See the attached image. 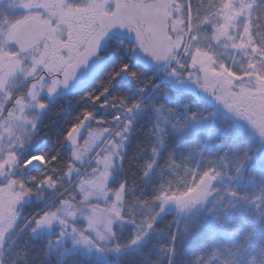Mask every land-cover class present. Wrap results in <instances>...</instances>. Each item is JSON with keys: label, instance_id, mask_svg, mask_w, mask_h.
<instances>
[{"label": "trees", "instance_id": "16d2710c", "mask_svg": "<svg viewBox=\"0 0 264 264\" xmlns=\"http://www.w3.org/2000/svg\"><path fill=\"white\" fill-rule=\"evenodd\" d=\"M178 1L184 5L186 31L188 7L186 0ZM205 1H189L192 23L197 27L201 14L197 4H203L201 8L205 11ZM214 2L216 4L217 0ZM250 28L257 45L264 50V0L255 2ZM132 60L128 55L127 63L136 72L137 64L132 66ZM156 69L148 72L152 74ZM120 70H114L112 75L120 73V79ZM153 77L144 85L145 94L150 92L145 100L144 96L131 97L133 109L140 105L133 112L122 164L114 170L109 183L113 188L123 185L122 219H131L134 223L152 221L153 228L140 246L122 250L112 256L111 263L264 264V150L261 143L252 131L244 129L211 100L180 89L170 81L155 87L158 78ZM132 80L125 83L124 90L115 92V79L110 82L108 78L106 85L111 90V99L120 102L127 94L131 96ZM27 89L23 84L16 93L20 95ZM93 89L96 87L90 86L55 101L45 99L46 108L31 138L34 147L20 152L18 161L21 166L30 156L43 154L46 164L32 173L35 183H27L17 175L31 191L24 195L28 199L11 239L3 249L0 247V264H110L80 249L70 252L72 244L60 241L59 226H54L50 232L44 229L33 233L34 221L54 205L55 202H51L54 198L58 203L71 196L77 206L82 204L77 190L79 175L68 182L64 180L71 160L66 136L72 128L82 126L85 114L92 112L85 96L96 101L101 93ZM191 113L197 116L193 118ZM110 126L114 130L115 125ZM205 171L215 176L214 192L195 215L179 219L173 211L160 213L161 202L155 199L160 193L179 196ZM59 176L63 179L57 182ZM48 177L54 181V188L42 185ZM117 223L113 226L115 243L125 247L133 233Z\"/></svg>", "mask_w": 264, "mask_h": 264}, {"label": "rangeland", "instance_id": "374dc122", "mask_svg": "<svg viewBox=\"0 0 264 264\" xmlns=\"http://www.w3.org/2000/svg\"><path fill=\"white\" fill-rule=\"evenodd\" d=\"M189 1L186 0L188 21L185 31L183 3L169 0L170 26L175 39L176 52L167 64L160 66L152 74L148 72L149 69L144 70L146 68L141 66L132 80V95L127 94L120 102L113 101L109 94L103 97V93L106 92L105 87L102 88L100 97L96 101L85 96L88 98L87 103L92 107V116L86 118L85 123L80 126L78 140L69 144V160H71L64 176V180L68 182L73 176L79 175L77 190L83 206L82 204L77 206L74 197L71 196L58 203L54 198L51 201L55 202L54 205L46 210V213L49 216L55 213L57 219H54L50 226L45 224L36 228L33 233H39L44 229L50 232L54 226H59L60 235L61 232L64 233L60 241L63 243L69 241L72 244L70 252L80 249L85 253L95 254L98 260L108 261L110 264H112V256H117L122 250L134 249L148 238L153 226L135 245L129 243L121 247L115 243L113 226L118 224L117 222L123 227L130 228L133 233L132 239L144 232L147 224L134 223L131 219L123 220L122 215L117 217L116 209L122 211L123 188L110 187L109 183L114 170L122 164L123 153L130 138L133 112L140 105L138 103L133 109L134 103L131 97L144 96L145 100L150 92L145 94L144 85L153 76L158 78L155 87L164 81H170L180 89L189 90L200 98L211 100L244 129L252 131L264 150V137L260 136L258 130L244 115H238L235 108L230 110L226 106L241 98L244 101L239 105L241 113L246 109L264 112V55H262L264 50L257 45L250 28L256 0H217L216 4L214 0H207L204 2L205 11L201 8L203 4H197V9L199 13L201 12L199 27L192 23ZM69 2L75 5H88L90 0H69ZM99 2L104 3L105 9L110 11L109 0H99ZM52 3L53 0H0V25H3L0 27V119H2L0 156L14 150L17 159V163L8 169H0V188L3 189L0 191L1 249L11 239L19 223L24 202L28 199L24 195L18 199L15 197V193L21 191L17 175L27 183H35L34 177L27 176L24 163L19 166L18 154L34 147L31 138L46 108L45 99L47 102L55 101L62 96L59 75L73 59L69 49H62L50 38L59 36L62 40H66L67 29L64 25H60V30L55 33L49 31L47 40L41 47H34L24 55L12 49V39H9V36H12L16 26L29 15L50 19V27L56 25L58 17L52 18V9L49 7ZM206 25L210 30H207ZM87 29L93 32L95 27ZM75 49L77 51V47ZM51 60L54 63L52 69L49 72H41L43 65H47ZM187 63L188 67L185 68ZM31 79L27 93L20 94L14 103L7 102L9 91H3L4 82L8 80L10 85L17 86ZM54 81L56 82L54 90L50 91ZM121 88L122 86L119 85L114 91H120ZM109 91L111 93V90ZM218 96L223 99H217ZM93 123L97 125H92ZM110 124L115 125L114 130L111 129ZM89 165L91 167L85 171ZM62 179V176H59L56 180L58 182ZM8 180H15L17 183L9 188L6 184ZM204 182L208 184L207 177ZM42 183L43 186L54 188L53 181L48 178H44ZM213 184L214 180L209 187L211 194L206 201L197 202L194 206L181 211L178 201L170 200L163 208L160 207V213L173 211L179 219L192 217L211 198L214 192ZM118 196L120 199H117ZM61 220L65 223H60ZM109 220H112L111 231L108 227ZM74 228L75 232H73ZM81 233L88 238L89 244L73 246V237L79 238Z\"/></svg>", "mask_w": 264, "mask_h": 264}, {"label": "snow or ice", "instance_id": "6c2138e0", "mask_svg": "<svg viewBox=\"0 0 264 264\" xmlns=\"http://www.w3.org/2000/svg\"><path fill=\"white\" fill-rule=\"evenodd\" d=\"M139 6V0H116V3L114 5L115 10L114 11H108L105 9V5L102 2H99V0H90V3L88 5H75L69 2V0H53L52 5L49 7L52 9V18L58 17V23L56 25H51L50 31L55 33L60 30V25H64L67 29V39L62 40L59 36H53L50 37L53 39L56 43L60 45L62 49H72L75 51V48L78 46V41H82L81 33H84L87 28L92 27L96 24L99 25V30L95 32L93 39L99 40L101 36H103L106 33V30L108 28L113 27L114 25H119L121 28L129 27L133 28L135 26H138V21L134 16L130 14V9L137 8ZM25 7H28V5H25ZM30 20L34 21L38 26H43L45 28H48L50 25V19L42 18L41 16H35L31 17ZM87 22V23H85ZM7 22H5L6 24ZM0 27H3V25H0ZM9 39H16L17 43L23 47V41L19 39L18 37L9 36ZM97 51V46L93 45L91 47L90 52L86 49L82 53H78L77 55L79 57H82V59H77L74 63L69 64V68L75 69L79 64H83L87 61L88 56L92 53H95ZM5 55H11L10 53H5ZM262 55H264V52H262ZM70 59V57H69ZM40 61H37L39 63ZM18 63V62H17ZM130 66L125 64L122 66L121 71H127ZM175 71V70H174ZM120 73H114L113 79H115L117 76H119ZM131 76L135 77L136 73H130ZM66 80L65 83H67V76L68 73H65ZM55 81L53 82V88L50 89V91L54 90ZM107 91V89H105ZM35 99V97H33ZM99 99V97H97ZM217 99H223V97L218 96ZM244 101L241 98H237L236 101H234L231 104H227L226 106L231 110L235 108L237 110L238 115H244L249 123L258 130L261 137H264V112H258V111H250L245 110L243 113L240 112L239 105L243 104ZM43 107V105H41ZM92 116V113H86L85 118H89ZM191 116L195 118L197 116L196 113H191ZM119 117H117L118 119ZM71 135V134H70ZM73 143L75 141L73 140ZM37 160H43L46 159V157L39 156L36 158ZM32 159H28L24 162V166H30L32 163ZM17 163L16 155L14 150L11 153H8L6 155L0 156V169H8L11 165ZM7 175V173H5ZM101 175H104V173H101ZM218 175V173H217ZM208 178V184H205V178ZM49 180H51V177H48ZM215 179V176H210L208 171H205L198 180L194 178V183L192 186L188 187L187 190L178 197L175 194L168 195L167 193H160L155 199L160 200L162 202L161 207L163 208L164 205H166L170 200L178 201V206L181 211L194 206L197 202H203L206 201L207 197L211 194L209 192V187L211 185V182ZM54 182V181H53ZM17 181L15 180H8L6 182L7 186L11 188L12 185H15ZM19 188L21 189L20 192L15 193V197L18 199L20 196L27 195L31 189L28 188L25 184V182L20 181L19 182ZM121 188H123V185H121ZM3 189L0 188V191ZM85 199H87V196H85ZM117 199H120L118 196ZM116 215L117 217L121 216L120 209H116ZM54 219H57L56 214L53 213L51 216L48 215V213H44L43 216L36 219L34 221L35 228H33V231L36 230V228H39L43 225L50 226L52 224V221ZM155 217H153L154 221ZM60 223L64 224L65 221L61 220ZM147 224V228L144 232H141L140 234L136 235L131 241L130 245H135L140 242L141 239L147 234V231L150 230L153 226L152 221H145ZM111 224L112 220L108 221V227L109 231H111ZM75 228L73 229V232H75ZM64 233L61 232V236H63ZM103 238V237H102ZM173 240H175V236H173ZM77 244H84L88 245L89 240L87 237L84 236L83 233L80 234L79 238L73 237V246ZM118 250V249H117ZM174 251V250H173Z\"/></svg>", "mask_w": 264, "mask_h": 264}, {"label": "water", "instance_id": "95a60500", "mask_svg": "<svg viewBox=\"0 0 264 264\" xmlns=\"http://www.w3.org/2000/svg\"><path fill=\"white\" fill-rule=\"evenodd\" d=\"M113 4L112 11L115 10L116 0H110ZM130 14L138 21V26L133 28L114 25L106 30V33L99 38L93 39L95 32L99 30L97 25L96 31L87 40L83 50L90 52L93 45L97 46V51L88 56L85 63L79 64L75 69L69 68V64L74 63L77 59H82L78 55L69 63L62 73L60 80L62 82V94L69 95L78 90L88 87L102 72L107 65L109 58L102 57L100 51L106 45L108 37L114 35L124 38L135 44L132 52L133 59L136 63L144 68H154L169 62L175 53V39L170 35V13L168 0H139V6L130 9ZM48 34V28L38 26L30 19L24 20L15 30L13 36L23 41V47L12 39L13 45L22 54L27 53L31 48L40 45ZM68 73L67 83H65ZM123 76L130 81L132 76L127 71H122ZM71 134V135H70ZM80 134V128L74 127L66 137L67 143L77 141Z\"/></svg>", "mask_w": 264, "mask_h": 264}, {"label": "flooded vegetation", "instance_id": "af4514ba", "mask_svg": "<svg viewBox=\"0 0 264 264\" xmlns=\"http://www.w3.org/2000/svg\"><path fill=\"white\" fill-rule=\"evenodd\" d=\"M112 9H113V6H112V4H110V11ZM31 17H35V16L34 15H29L24 20L30 19ZM17 26H16V28H17ZM94 27L96 29L97 26L94 25ZM16 28H15V30H16ZM49 29H50V26H49ZM14 31L12 33V36L14 34ZM91 31L92 30L86 29V31L84 33H81V36L82 37L84 36V38H82L83 40L81 42H79V41L77 42L78 43L77 51H76V49H75V51L69 49L70 53H72L71 55L70 54L69 55L72 56L73 59L76 57V55L79 53V51L84 47L87 39L93 33ZM48 35H49V32H48ZM46 40H47V38L44 40V42H42L37 47H41L45 43ZM12 45H13V43H12ZM133 48L134 47L131 48L129 46V42H127L123 38H120V37H117V36H113V35H111L109 37V39H108V41L106 43V46L100 51V55L102 57H108L109 60H108L107 65L104 67L102 73L94 80L92 86H95L96 87V90L93 89V91H95V92L96 91H100L101 92L102 91V88L105 87L107 89V91L103 93V97H107L108 96V94L110 92L109 91L110 89L106 85V83H107V77L110 76L108 78H109V81L111 82V80L113 79L112 72L114 70L117 72V70H119V68L121 69L123 65H125V64L130 65L129 63H127L128 62V55H130L131 60H132L133 59L132 58ZM12 49L14 51H17L18 52V50L14 47V45L12 46ZM32 49H34V48H31L27 53H29ZM56 60H57L56 62H58V59H56ZM53 64L54 63L51 60L47 65H43V68L40 69V71L41 72H49V70L52 69ZM132 64H133L132 66H134V64L136 65V62H134V60H132ZM135 67H136L137 70H136V72H134V71L133 72L134 73H137V71H138V69L140 67L138 66V64ZM130 71L132 72V70H130V67H129L128 68V72H130ZM121 75H122L121 78L123 77L124 79L123 80H120L118 78V76H117L115 78V83L113 85V89L114 88L117 89L119 85L122 86L121 90L122 89L124 90V88H126V84H127L128 80L125 78V76H123L122 71H121ZM31 82H32V79L29 80V81L28 80H25L24 82H22L21 84H19L17 86L10 85L8 80L6 82H4V84H3L4 85L3 86V91H7V90L9 91V97L7 99V102L14 103L17 100V98L19 97V95L16 93V89L18 87H20L21 85H23V84H25L29 88ZM0 84H1V79H0ZM11 86H12V88L10 89ZM27 92H28V89L24 93H27Z\"/></svg>", "mask_w": 264, "mask_h": 264}, {"label": "built area", "instance_id": "2783aa9c", "mask_svg": "<svg viewBox=\"0 0 264 264\" xmlns=\"http://www.w3.org/2000/svg\"><path fill=\"white\" fill-rule=\"evenodd\" d=\"M40 164V163H39ZM36 165H38V161H34L33 163H31V165L29 166L30 168L35 167Z\"/></svg>", "mask_w": 264, "mask_h": 264}, {"label": "bare ground", "instance_id": "6f19581e", "mask_svg": "<svg viewBox=\"0 0 264 264\" xmlns=\"http://www.w3.org/2000/svg\"><path fill=\"white\" fill-rule=\"evenodd\" d=\"M33 161H37V160H36V158H35V159H33Z\"/></svg>", "mask_w": 264, "mask_h": 264}]
</instances>
